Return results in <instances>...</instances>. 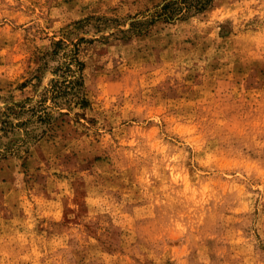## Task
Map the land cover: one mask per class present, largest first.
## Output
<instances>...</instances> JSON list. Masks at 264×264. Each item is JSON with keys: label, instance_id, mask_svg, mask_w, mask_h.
<instances>
[{"label": "rangeland", "instance_id": "rangeland-1", "mask_svg": "<svg viewBox=\"0 0 264 264\" xmlns=\"http://www.w3.org/2000/svg\"><path fill=\"white\" fill-rule=\"evenodd\" d=\"M166 2L0 0V264H264V0Z\"/></svg>", "mask_w": 264, "mask_h": 264}, {"label": "trees", "instance_id": "trees-1", "mask_svg": "<svg viewBox=\"0 0 264 264\" xmlns=\"http://www.w3.org/2000/svg\"><path fill=\"white\" fill-rule=\"evenodd\" d=\"M214 3V0H168V2L159 5L156 8V11L153 13L152 17L153 20L156 18H161L167 22L176 20V19H186L190 16L202 13L209 9ZM134 26L142 24L141 21L133 23ZM62 42H58L57 45H61ZM79 70L82 69V66L78 68ZM69 70H73L69 67ZM72 78L68 80L67 84L60 83L59 80H53V84L50 88H47V94L50 96L52 100L58 104L59 98L65 96L69 90L73 91L79 85L81 81V77L77 75V71H73ZM47 98V97H46ZM44 104V103H43ZM40 107H42V105ZM48 108L44 107L43 112L46 114L45 116L49 115ZM41 113V112H40ZM41 120H44L43 114H40Z\"/></svg>", "mask_w": 264, "mask_h": 264}]
</instances>
